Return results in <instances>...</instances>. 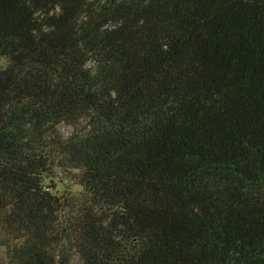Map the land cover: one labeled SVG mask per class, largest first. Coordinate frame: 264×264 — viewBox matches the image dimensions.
I'll use <instances>...</instances> for the list:
<instances>
[{"label":"trees","instance_id":"1","mask_svg":"<svg viewBox=\"0 0 264 264\" xmlns=\"http://www.w3.org/2000/svg\"><path fill=\"white\" fill-rule=\"evenodd\" d=\"M0 238L11 264H264V0H0Z\"/></svg>","mask_w":264,"mask_h":264},{"label":"rangeland","instance_id":"2","mask_svg":"<svg viewBox=\"0 0 264 264\" xmlns=\"http://www.w3.org/2000/svg\"><path fill=\"white\" fill-rule=\"evenodd\" d=\"M61 130L64 134H68L70 132V128L68 126L63 125ZM49 185H55L54 191L58 193H62L67 189H71L73 191H78L81 189L80 185H78L73 178H71L70 174L66 175L63 173L57 174V178L50 180L49 178L46 180ZM0 264H11L8 254V246L5 242L0 238Z\"/></svg>","mask_w":264,"mask_h":264}]
</instances>
